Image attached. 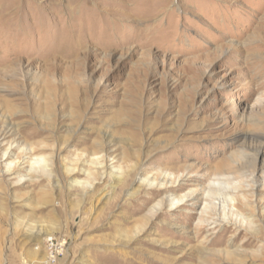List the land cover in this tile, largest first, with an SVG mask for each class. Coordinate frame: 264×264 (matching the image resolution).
I'll return each instance as SVG.
<instances>
[{
	"label": "rangeland",
	"instance_id": "obj_1",
	"mask_svg": "<svg viewBox=\"0 0 264 264\" xmlns=\"http://www.w3.org/2000/svg\"><path fill=\"white\" fill-rule=\"evenodd\" d=\"M262 229L264 0H0V264H264Z\"/></svg>",
	"mask_w": 264,
	"mask_h": 264
},
{
	"label": "bare ground",
	"instance_id": "obj_2",
	"mask_svg": "<svg viewBox=\"0 0 264 264\" xmlns=\"http://www.w3.org/2000/svg\"><path fill=\"white\" fill-rule=\"evenodd\" d=\"M31 153V152H30ZM255 163V162H254ZM238 165V164H237ZM239 167V166H238ZM231 184V183H230ZM231 185L227 184L226 182H223V186L219 188L220 193L226 191L227 187ZM236 207L241 210L242 212L246 211V207H248V204L244 203L242 200L237 199ZM261 234L264 235V229L261 230ZM259 237V236H258ZM261 240V239H260Z\"/></svg>",
	"mask_w": 264,
	"mask_h": 264
},
{
	"label": "built area",
	"instance_id": "obj_3",
	"mask_svg": "<svg viewBox=\"0 0 264 264\" xmlns=\"http://www.w3.org/2000/svg\"><path fill=\"white\" fill-rule=\"evenodd\" d=\"M51 241H52L51 244H52V245H55L54 242H53V240H51Z\"/></svg>",
	"mask_w": 264,
	"mask_h": 264
}]
</instances>
